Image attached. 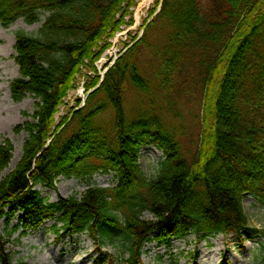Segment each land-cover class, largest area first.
<instances>
[{"label": "trees", "instance_id": "16d2710c", "mask_svg": "<svg viewBox=\"0 0 264 264\" xmlns=\"http://www.w3.org/2000/svg\"><path fill=\"white\" fill-rule=\"evenodd\" d=\"M137 5L0 0V27L42 24L37 37L16 33L11 97H33L36 110L15 129L27 138L0 182V221L16 219L14 231L24 233L55 221L58 237L88 233L115 247L123 264H143L148 244L191 235L264 239L243 204L248 195L264 206V0H160L143 36L102 79L96 63L134 23ZM83 68L94 73L93 91L57 122ZM148 145L163 155L152 178L139 163ZM14 151L10 139L0 143V175ZM99 174L114 175V187L89 186L56 203L37 190L61 177L91 184ZM12 232L0 235V264H14Z\"/></svg>", "mask_w": 264, "mask_h": 264}, {"label": "rangeland", "instance_id": "374dc122", "mask_svg": "<svg viewBox=\"0 0 264 264\" xmlns=\"http://www.w3.org/2000/svg\"><path fill=\"white\" fill-rule=\"evenodd\" d=\"M142 0H139V3ZM155 2L150 4L138 15L135 9L134 24L124 28L121 34L113 42L109 51H122L131 43L132 38L138 34L140 27L148 17V11L152 9ZM42 24L28 25L24 20H18L8 29L0 27V143L4 139H10L15 151L13 160L8 169L0 175V182L3 181L16 167L22 157L23 146L27 135L25 132L17 134L15 129L19 125L31 121L25 114L32 115L36 110V100L29 96L20 103H15L11 97L10 85L19 77V68L14 57L16 33L24 32L37 37ZM111 62V61H110ZM99 75L103 76L106 70L100 69ZM93 79L94 73L83 68L78 76L76 89L70 92L65 105L58 114L57 122L71 114V111L79 109L76 105L78 99H85L83 83H89L88 78ZM202 112V109H200ZM163 161L162 153L150 145L142 147L140 151V166L144 175L148 178L154 177ZM99 188H112L115 185L114 175H96L91 184L80 179L60 178L54 189L38 187L41 197L49 203H56L59 198H68L72 195L81 196L89 186ZM244 209L250 219L253 228H264V206L260 205L252 196L244 197ZM147 218L150 216L146 215ZM55 221H47L39 228L14 231L18 225L15 219L10 226L5 221H0V235L6 236V232H12L8 250L13 254L14 264H109L108 256L114 258L112 264H123L119 253L112 245L95 244L87 233L75 232L66 233L61 239H57L53 226ZM264 239L249 238L248 235L239 237L236 234L211 236L206 239L189 236L185 239H173L165 244L157 242L148 244L145 247V254L142 257L143 264H202L201 258L206 255H214L216 261H209L205 264H263L264 252L261 248ZM220 250L219 254L216 250ZM204 260V258H203Z\"/></svg>", "mask_w": 264, "mask_h": 264}, {"label": "bare ground", "instance_id": "6f19581e", "mask_svg": "<svg viewBox=\"0 0 264 264\" xmlns=\"http://www.w3.org/2000/svg\"><path fill=\"white\" fill-rule=\"evenodd\" d=\"M156 0H142L140 3H139V7L137 9V12H138V15L141 13V11H143L145 8H147L150 4H152L153 2H155ZM219 251L220 250H216V252L219 254ZM204 258V260H203ZM203 258H201V263L202 264H205V263H208L209 261H216V258L214 255L211 254L210 255H206V256H203Z\"/></svg>", "mask_w": 264, "mask_h": 264}, {"label": "built area", "instance_id": "2783aa9c", "mask_svg": "<svg viewBox=\"0 0 264 264\" xmlns=\"http://www.w3.org/2000/svg\"><path fill=\"white\" fill-rule=\"evenodd\" d=\"M117 54L118 52L114 51V52H111V51H107L102 59H101V63H106L107 61L111 60V58H116L117 57Z\"/></svg>", "mask_w": 264, "mask_h": 264}]
</instances>
